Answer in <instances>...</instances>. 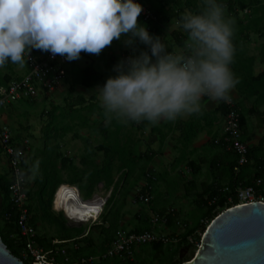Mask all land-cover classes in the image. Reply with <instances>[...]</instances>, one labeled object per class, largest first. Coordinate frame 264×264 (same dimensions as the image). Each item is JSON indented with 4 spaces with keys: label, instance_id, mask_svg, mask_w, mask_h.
<instances>
[{
    "label": "trees",
    "instance_id": "16d2710c",
    "mask_svg": "<svg viewBox=\"0 0 264 264\" xmlns=\"http://www.w3.org/2000/svg\"><path fill=\"white\" fill-rule=\"evenodd\" d=\"M226 8V15L230 14L237 16L236 9L238 8L241 12L247 8H256L258 6V0H221ZM141 5H145L148 11L151 13L154 20H143L138 18L146 24L148 31L157 35L160 32V27L165 25L172 20L177 21L184 13L192 12L198 13L201 11V0H138ZM264 15V13H263ZM235 19V18H234ZM236 20H238L236 18ZM234 29V34L232 38L233 45L237 43L236 33L240 26L232 24ZM174 39L176 45L179 47L186 48L187 34L186 33H174ZM241 58V57H240ZM234 54V60L231 64V70L235 74V77L239 81L235 86L236 91L240 96V101L237 102L231 99L235 109L239 113L240 128L242 131V142L244 139V130L247 129L248 117H254L260 126L264 129V112L259 111V107L264 106V69L257 75L252 71L253 59L243 57L240 59ZM242 62H240V61ZM75 61H71L74 64ZM0 79V86H6L10 81ZM105 78L99 71L95 70L94 64L90 63L83 69H81L77 75L75 82L82 89H93L103 86L105 83ZM92 101L86 104L85 100L78 96L75 99L68 100L66 104V109L69 114L81 113L87 111L92 115H97L99 119L98 125L95 130L102 136L103 142L96 147L87 143V155L81 157L82 164L86 167L81 174H78L75 166H73L70 159L64 157L60 152V147L55 145L48 150V147L43 149L41 159V166L39 168L38 177L34 180L35 191L30 190L28 179L31 177L32 169L31 164L27 162L22 166V175L26 183V195H27V212L29 217V225L36 230L37 226L41 224L42 226H47L54 229L55 235L53 237H47L45 235L38 236L36 234V245L45 253L49 251H56L54 255L53 264H80V260H88L95 257H100L106 252L110 246L112 240L115 237L116 232L121 229L120 217L118 213L111 215L108 218V214L104 215L101 219V224H95L88 229L83 227L71 228L67 227L66 219L59 213L55 215L52 211V202L54 195L59 186L64 183L60 175L61 171L66 172L71 169V175H74L76 180L70 181L71 184H75L80 191V198L82 200H88L94 194L96 187L101 184L103 189L110 191L107 204L110 206L114 200L115 191L117 190L119 184L121 186H126L129 178L134 173L137 166L142 162V176L146 180V184L141 187L138 192L136 200H139V194L148 193L152 194V188L156 185L158 178L155 175H150L146 173L147 166L153 163V159L156 155L154 152L148 150L144 153H140L138 156L133 154L128 147L130 143H133L132 134H124L123 124L120 120L116 118H109L104 109L100 107L96 98L92 97ZM251 102V107L247 110L242 108L243 103ZM32 103V102H31ZM227 106L223 101H220L219 107L214 111V113H206V119L215 122L216 117L224 118L227 114ZM61 109L54 108L48 114L49 121L48 124L43 128V137L46 142L57 141L60 133L66 132L68 130L63 129L62 131L56 127L55 123L58 121L56 114L62 115L64 118L66 115L65 111L60 113ZM76 116H74L75 118ZM80 117V115H79ZM72 117V120L74 119ZM76 119H79L76 117ZM82 119V118H81ZM80 120V119H79ZM82 121H84L82 119ZM146 122L141 123L145 126ZM130 127L136 126L135 122H127ZM111 126V128H109ZM189 127L185 135L180 137V143L185 149L189 147L192 141L196 138L198 132L201 128H198L196 123L190 121L186 127ZM223 138L218 137L209 140L208 144L212 147L218 148L221 151V156L214 158L213 161L209 163L208 172L212 177L211 184L204 186L201 191L197 190V186L193 181L187 182L183 185L184 197L192 198L196 209V218L193 221V225L189 227L181 236H178L179 242L174 245L173 250H169V246L172 244L163 245L161 243H153L148 246V249L143 250L144 246L138 248L137 252L133 250L130 256H123L122 258H112V259H99L98 263L92 261L88 264H180L181 262H187L194 256L197 246L200 244L201 237L199 234H203L211 221L221 214L226 209H229L237 205V198L235 191L238 188H246L251 186L255 179L264 180V168L262 158H260L259 151L262 149V143L257 147L248 149L247 159L248 163L241 168L237 166V156L232 151H227L225 145H223ZM17 138H13L15 141ZM163 139V137H162ZM217 140L219 143H215ZM17 141V140H16ZM15 141V142H16ZM21 141H18L20 143ZM48 151L50 153H48ZM29 154V151L27 155ZM102 155L101 163H98L96 158L97 155ZM186 156L185 153L182 156ZM91 157H95V162ZM183 157H179L177 162H183ZM43 160V162H42ZM183 160V161H182ZM57 162L60 163V168L57 169ZM185 162V161H184ZM188 168L193 178H196L200 174V165L198 162H188ZM235 168H238V173L235 172ZM61 170V171H60ZM119 174L117 181L114 180V175ZM84 182L86 188L81 187V183ZM9 169L0 174V238L4 245L7 247L8 251L19 259L23 264H32L31 259L24 260L22 254L25 252V239L20 235L17 226V216L18 211L12 205L9 199L8 188L10 186ZM29 189V190H28ZM227 190V191H226ZM260 196L264 199V192L260 193ZM138 198V199H137ZM231 201V203L228 202ZM140 201V200H139ZM148 204L152 205V201L149 200ZM159 217L165 219V224L167 228L174 229L176 227V214L175 212L161 210L155 213ZM107 216V217H106ZM152 216V215H151ZM147 213L139 212L136 214L135 220L136 227L130 232L139 234L142 232H152L151 217ZM92 229L98 231V236L101 239L100 243L96 246L92 238ZM86 234V235H85ZM85 235V236H84ZM175 236L170 235L173 239ZM193 238V243L188 242V238ZM56 240L58 242L72 241L73 245H53L52 242ZM75 246V247H74ZM65 250V255L60 253V250ZM139 252V253H138ZM184 252L191 253L187 260H179L180 254ZM144 257L141 261H138L136 255ZM146 254L149 255L148 259ZM68 258V262L65 259ZM148 262V263H147Z\"/></svg>",
    "mask_w": 264,
    "mask_h": 264
},
{
    "label": "clouds",
    "instance_id": "9594fccd",
    "mask_svg": "<svg viewBox=\"0 0 264 264\" xmlns=\"http://www.w3.org/2000/svg\"><path fill=\"white\" fill-rule=\"evenodd\" d=\"M142 11L136 0H0V68L24 67L34 49L71 62L117 41L133 54L95 92L109 118L156 124L199 113L204 97L228 102L239 81L231 70L234 29L221 0H201L200 12L175 21L187 34L180 54L138 21Z\"/></svg>",
    "mask_w": 264,
    "mask_h": 264
},
{
    "label": "rangeland",
    "instance_id": "374dc122",
    "mask_svg": "<svg viewBox=\"0 0 264 264\" xmlns=\"http://www.w3.org/2000/svg\"><path fill=\"white\" fill-rule=\"evenodd\" d=\"M237 15L242 17V19L248 17L247 13H243L238 11ZM235 16V15H233ZM232 24L235 23V25L242 26L240 24L239 20L233 19ZM243 25H246V21L242 22ZM144 24V23H143ZM237 30L241 31V28H238ZM264 31V29H263ZM264 33V32H263ZM169 37V36H166ZM251 39H255L253 35H250ZM163 40V39H162ZM251 41V40H250ZM260 42L264 43V37ZM116 45V50H121L126 49L131 51V49L126 48L121 42L114 41L113 42ZM166 44L167 48L174 49L178 51V46L174 43H172L170 46L167 45V41H164ZM252 43V42H250ZM249 43V44H250ZM245 47V45H243ZM144 46L141 45V49H143ZM108 49V48H107ZM126 50V51H127ZM247 51V55H243L241 58L239 56H236L240 59L243 57L246 58H251L253 59L254 66L255 68H258V70H262L264 68V62H261L260 60L264 59V50L260 52V48L254 46L253 44H250V46H246L244 48V51ZM111 50H107V52H110ZM172 51V50H171ZM105 52H102L100 55H94V54H85L82 53L80 59L75 60V70L70 76L65 75V83L67 82V89L66 92L63 93L62 95H58L56 93L60 86H58L56 89H54L51 93L48 94H42L44 96L42 98L39 97L32 103L25 105V110L24 113L22 114L21 117H17V122L19 123V133H15L13 138H17L15 141H21L23 139H27L29 141V154L27 155V162L31 164V177L28 179V184L30 187V190L33 192L35 191V187L33 185L35 178L38 177L39 173V168L41 166V162L39 161L42 156V151L45 148L48 147V150L50 148L54 147L55 145H58L60 147V152L66 156V158L70 159L73 166H75L76 171L78 174H81L82 171L86 169V167L82 164L81 157L84 155L86 156L88 151H87V143L88 141L91 146L96 147L101 142H103L102 136L98 131L95 130V127L98 125V122L101 120L98 118L97 115H92L87 111H83L82 114L79 112L76 115L72 114L67 116L69 112L65 110L66 104L68 100L75 99L78 96H81L86 104H88L91 100L92 97H96L95 92L98 88H93V89H82L76 82V75L77 73L84 68L87 64L90 62L94 63L95 66V61L99 64H103L102 57L106 59L107 55H104ZM104 55V56H103ZM115 60L116 63L115 65L119 62L120 56L115 55ZM63 59V57H62ZM240 61V60H239ZM67 60L64 59V69L66 72L67 69ZM98 65H96L97 67ZM113 67H110L111 70H113ZM100 69L101 67H97ZM103 70H101L103 74H105L106 78H109L110 76H114L116 73L114 72V75H110L111 73H104ZM69 83H71V86H69ZM64 84V83H63ZM65 85V84H64ZM55 95V96H54ZM102 107V106H101ZM251 107V103L248 102L247 104L243 103L242 108L247 110ZM54 108H59L61 109L60 113L62 114V111H65L64 114L66 115L64 118L62 115L59 116V113L56 114L58 121L55 123L56 127L60 129L61 131L63 129H66L68 131L66 132H61L58 140L55 141H48L46 142L43 137V128L48 124L49 117L48 114L50 111H53ZM259 111L264 112V106L259 107ZM80 115V117H79ZM76 116L79 119H76ZM72 117L74 118L72 120ZM84 121H82V119ZM122 122V121H121ZM248 125H249V131L251 134H253L251 137H248L250 140L253 138L257 137L255 134H258L257 132L260 130L258 129V123L254 117L249 116L248 117ZM123 123V122H122ZM171 121H169L167 124L170 125ZM16 127V128H18ZM111 128V126H109ZM161 132L163 134L168 133L169 131V126L166 125L162 128H160ZM263 136V130H261V133L259 136ZM132 139L133 143L129 145V149L133 151V154L138 156L141 152L142 149H144L145 144L141 142L143 139L144 143H154L157 141L156 136L152 135H146L145 137L142 134H132ZM144 137V138H143ZM253 137V138H252ZM262 139V138H261ZM153 140V141H152ZM140 141V142H136ZM168 140H166L167 142ZM217 141V140H215ZM247 144V143H246ZM254 145V144H253ZM248 146V145H247ZM250 146H248L249 148ZM157 149V148H155ZM158 151V150H156ZM153 151V152H156ZM48 153H50L48 151ZM159 157H155V160L153 163H150L147 166V171L146 173H149L150 175H155V178H158V181L156 182V185L153 186L152 188V194L150 195L151 197V203L152 205L148 204H142L139 200H136V197L138 195V192L141 190V187H143L146 184V180L142 176V162L137 166L135 169L134 173L132 176L129 178L128 183L126 186H121L119 184L117 190L115 191V196L114 200L112 202V205L107 204V200L110 195V191H106L103 189V185L99 184L96 189L94 190V194L92 197L88 200H83L82 202L85 203H97L99 209L101 210V205L105 206L104 210L102 212V215L99 219V221L95 224H101V219L104 215H107L108 212V218H111V215H114L115 213H118L120 217V224L119 227L121 226V229H119L118 232H131L135 227H136V222L133 220L135 218L136 214L139 212L147 213L150 216L156 215L155 213L161 210L165 211H174L176 216V227L174 229L167 228L166 226H163L162 224H158L157 226L152 227V232L157 235H166L169 239L170 235L173 234L175 237L181 236L189 227L193 225V221H195V218L197 216V212L195 209V205L193 203L192 198H185L182 193H183V184L185 181L190 180L192 175H189L188 169L182 168V169H175V171L171 170V167L167 165V160L164 159L163 154H159ZM264 157V156H263ZM90 159H93L95 162V157H91ZM98 163H101L102 161V155L99 154L97 155L96 158ZM43 162V160H42ZM6 163L3 159V155L0 153V171H4L6 168ZM60 163L57 162V169H59ZM61 171V170H60ZM71 169H69L66 172L61 171L60 177L64 180L67 181H72L76 180L74 175H71L70 172ZM179 171V173H178ZM179 174V176H176ZM191 174V173H190ZM185 177V178H184ZM119 178V174L114 175V180L117 181ZM197 190L201 191V189L204 186H207L208 184H211L212 182V177L209 175V172L207 169L204 167L201 168V173L196 177L193 178ZM81 187L86 188V185L84 182L81 183ZM29 190V189H28ZM77 191V190H76ZM78 192V191H77ZM79 194V193H78ZM79 196V195H78ZM138 199V198H137ZM106 203V204H105ZM101 204V205H99ZM53 207V205H52ZM52 211L55 215H58L59 213L55 211L52 208ZM62 215L66 219V225L67 227L71 228H79L83 227L86 229V233L88 232V229L95 225L92 221L88 223H78L76 221H73L71 219H68L63 213ZM151 216V217H152ZM107 217V216H106ZM36 234L38 236L45 235L47 237H53L55 235L54 229L47 227V226H42L39 224L37 226V229L35 230ZM86 235V234H85ZM117 235V232L115 234V237ZM56 236V235H55ZM92 238L94 241V244L97 246L101 239L98 236V231L92 229ZM173 246H169V250L174 249ZM148 246H144L143 250L148 249ZM138 249L135 250L137 252ZM197 251V250H196ZM139 253V252H138ZM136 255V258L138 261H141L144 259V257H140L139 255ZM196 253V252H195ZM191 253H183L182 259L185 261L187 258L190 256ZM144 256H147L144 254ZM149 255L147 256L148 259ZM96 263H98V257H95L94 260ZM148 263V262H147Z\"/></svg>",
    "mask_w": 264,
    "mask_h": 264
},
{
    "label": "built area",
    "instance_id": "2783aa9c",
    "mask_svg": "<svg viewBox=\"0 0 264 264\" xmlns=\"http://www.w3.org/2000/svg\"><path fill=\"white\" fill-rule=\"evenodd\" d=\"M136 2L139 3L138 0H136ZM138 18L145 21L154 20L145 6H143V11ZM25 60L27 61V73L21 78L9 82L6 86H0V110L17 103H31L35 101L39 95L51 93L60 86L65 79L66 72L64 63L62 62V57L59 55L53 56L50 53L34 49L30 52L29 56H27V54L25 55ZM224 103L228 108L225 116L223 145H225L224 147H226L227 151H232L236 154L238 158L237 166L241 168L248 163L247 153L249 148L246 143L242 142V131L240 128L238 111L235 109L231 100ZM215 143L219 142L215 141ZM0 151L6 158L9 169L11 183L8 188L9 199L18 211L17 226L21 237L25 239V252L22 254V257L24 260L31 259L32 264H53L54 255L57 252L49 251L45 253L36 245V231L29 225L28 221L29 217L26 208L27 191L25 188L26 183L22 175V166L27 159L29 141L23 139L20 143L15 142L9 128L1 123V115ZM238 168H235L236 173H238ZM262 192H264V180L257 178L252 182L251 186L246 188L240 187L235 191L238 202L235 206L248 205L253 202L264 203V199L260 196ZM150 199L151 197L148 193L144 195L139 194V200L143 203H148ZM228 202L231 203L230 200H228ZM102 212V209L100 212H97L96 220L92 221L93 223L99 221ZM170 212L173 211L171 210ZM151 223L153 226L165 224V219L159 217V215H154L152 216ZM199 236L201 237L202 234H199ZM73 242L74 240L64 242L55 240L52 244L73 245ZM178 242L179 239L177 236L173 239H169L166 235H157L153 232H142L139 234L117 232L116 237H114L106 252L98 257V260L130 256L133 250L153 243L176 245ZM188 242L192 244L193 238H188ZM60 253L65 255V250L61 249ZM94 260L95 258L88 260L82 259L79 263L88 264ZM65 262H68V258L65 259Z\"/></svg>",
    "mask_w": 264,
    "mask_h": 264
},
{
    "label": "crops",
    "instance_id": "0c3cea01",
    "mask_svg": "<svg viewBox=\"0 0 264 264\" xmlns=\"http://www.w3.org/2000/svg\"><path fill=\"white\" fill-rule=\"evenodd\" d=\"M238 11H240V10L237 8L236 13H238ZM243 13H247V15H249V16L244 18V19H242V17H240V15L239 16L238 15L233 16L232 14H230L229 16H227L231 21L234 18L235 19L237 18L239 20L240 24H242V26H240L241 31H239L235 34L238 42L235 43V47H234L235 53L234 54H236V56H239V57H242L243 55H247V51L246 50L244 51V48H246V46L248 48V46H250V44H253V47L254 46L259 47L260 52L264 50V43L260 42V40H262L264 37V33H263L264 32L263 31V29H264V15H263V13H264V0H258V6L256 8L253 7L252 10L250 8H247L246 10L243 11ZM244 21H246V25H243L242 22H244ZM139 22L142 24L144 23L142 21H139ZM177 32L180 34L183 33V31L176 26L175 20H172L171 22H169L165 25H162L160 27V32H158L156 36H159L161 39H163V42L167 41V45L169 44L168 46H170L172 43L176 44L175 39L173 38L174 37L173 34L174 33L176 34ZM250 35H253L255 39L249 38ZM166 36H169V37H166ZM250 42H252V43H250ZM243 45H245V47ZM107 50H111V51L107 52ZM123 50L124 49L116 50V45L114 43H112L111 46L106 47L104 50H102V52H105L104 55L105 56L107 55V57H106V59H104L102 57V60H103L102 65H99L95 61V66H94L95 70H97L101 73L102 72L101 70H103L105 68V70L103 71L104 73H111L110 75H114V72H113V70L110 69V67L114 66L116 63V60L114 58L115 55H118V57L120 56L119 61H121L122 59L133 54L132 50L131 51H129L127 49H126L127 51L126 50L123 51ZM139 50H141V45L138 47L137 53ZM171 50H172V52L180 54L182 52H185V47H179L178 46V51L168 47V51H171ZM260 61L264 62V59H262ZM62 62L64 63V58L62 59ZM240 62H242V61H240ZM66 63L68 64L67 69H66V73L68 76H70V74H72L75 70V63L71 64V62H69V61H67ZM90 63H93V62H90ZM89 64H87V65H89ZM96 65H98L101 68L98 69L97 68L98 66L96 67ZM262 70H258V68H255L254 62H253L252 71L254 72V74L257 75ZM26 73H27L26 64L24 67H20L17 64H13V63L9 62L4 67L0 68V79L5 78L4 80H8L10 78V81H13V80L21 78ZM102 75L104 76L105 80H107L105 74L102 73ZM64 81H65V79H64ZM64 81L62 82L60 88L56 92V93H58V95H60V94L62 95L63 93L66 92L68 81L66 83ZM69 86H71V83H69ZM229 95H230V100L234 99L237 102L240 101V96H239V94L235 88H233L230 91ZM41 96H42V94L39 95V97H41ZM43 97L44 96H42V98ZM95 98L101 107V103L99 102L97 97H95ZM28 104H30V103H17L14 105H9L6 108L0 110L1 123L9 128V130L12 134V137L14 136L15 133L16 134L19 133L18 131H16V130H19V127H18L19 123L16 121L17 120L16 116L21 117L22 114L24 113L25 105H28ZM219 104H220V101L211 100L207 97H204L201 100V110L199 113H196V114H193L191 116L184 117V118H178L175 121H171L170 125L167 124L169 122L167 120H161L160 122H158L156 124L146 122L145 126L141 122H139V123L135 122L136 126L133 125L132 127H130L127 122H123V123L121 122L123 124L122 131L124 134H137L138 133V134H142L144 137L146 135L156 136L157 141L152 143V144L144 143L143 139L141 140V142L143 143V145L145 144V146H144V149H142L140 153L142 154L148 150H150L152 152L158 150V151L154 152L156 155L155 157L156 158L159 157L160 156L159 154L162 153L164 159L167 160L166 161L167 165L171 167V170L174 169L173 171H175V169L177 170V169L186 168V169H188L189 175L191 176L192 174H190V170L188 168L189 166L187 164L188 162L189 163L194 162V161L198 162L200 165V168L204 167L208 171L209 163L211 161H213L214 158L221 156L222 152L219 151L218 148L210 146L208 144V142H209V140H211L213 138L217 139L218 137H222L224 135L225 119L220 118V116H217L215 122L212 123V121L209 119H206L207 117L205 116L206 113L207 114L208 113H214V111L219 107ZM261 107H263V106H261ZM101 108H103V107H101ZM261 112H263V111H261ZM190 121L195 122L197 127L201 128V130L198 132L196 138L192 141L191 145L185 149V147H183L180 143V137H183V134L185 135L186 132H187V135L189 134L188 130H190V128L188 126L186 127V125ZM257 123H258V121H257ZM166 125L169 126V131H168V133L163 134L161 132L160 128H162ZM257 125H258V129H260L257 132L258 134H255V136H257V137H255V138L252 137L253 139L250 140L248 137H251L253 134H251V132L249 131V129H248L249 125L247 123V129L244 130V135H245L244 139H245V142L247 143V145L250 146V148L257 147L260 143H262V149H261V151H259L260 152L259 155H260V158H262V161L264 162V157H263L264 156V129H263V127L260 126V123H258ZM16 127H18V128H16ZM261 130H263V136H261V135L259 136V134L261 133ZM162 137H163V139H162ZM166 140H168V141L166 142ZM136 142H140V141H136ZM155 148H157V149H155ZM0 153H1V151H0ZM183 153H185L186 156H184V155L182 156ZM1 155H2V153H1ZM155 157L153 159H155ZM179 157H183L182 159L185 162L182 160L183 162L178 163L177 159ZM3 159L6 163V165H5L6 168L3 172L0 171V174H3L4 172H6L8 170L7 160L4 157V155H3ZM262 166L264 168V164ZM200 171H201V169H200ZM178 173H179V171H178ZM176 176H179V174H177ZM62 181H64V183H62L59 187L74 188L75 190L78 191L79 198H80V191L76 187L75 184H71L70 181H67L64 179H62ZM191 181H193L194 184L196 185V183H195L194 179H192V177L190 178V180L185 181L184 184L187 182H191ZM182 195H184V190H183ZM80 200L83 201L81 198H80ZM52 205H53V202H52ZM99 205H101V204H99Z\"/></svg>",
    "mask_w": 264,
    "mask_h": 264
},
{
    "label": "water",
    "instance_id": "95a60500",
    "mask_svg": "<svg viewBox=\"0 0 264 264\" xmlns=\"http://www.w3.org/2000/svg\"><path fill=\"white\" fill-rule=\"evenodd\" d=\"M0 264H23L11 255L1 238ZM180 264H264V203L223 211L202 234L192 259Z\"/></svg>",
    "mask_w": 264,
    "mask_h": 264
},
{
    "label": "bare ground",
    "instance_id": "6f19581e",
    "mask_svg": "<svg viewBox=\"0 0 264 264\" xmlns=\"http://www.w3.org/2000/svg\"><path fill=\"white\" fill-rule=\"evenodd\" d=\"M78 195L74 188L63 187L57 189L53 199V209L62 212L68 219L78 223H88L96 220V214L100 212L98 204L82 202Z\"/></svg>",
    "mask_w": 264,
    "mask_h": 264
},
{
    "label": "flooded vegetation",
    "instance_id": "af4514ba",
    "mask_svg": "<svg viewBox=\"0 0 264 264\" xmlns=\"http://www.w3.org/2000/svg\"><path fill=\"white\" fill-rule=\"evenodd\" d=\"M184 253H186V252H184ZM180 256L183 257V254H180ZM182 260H183V259H182Z\"/></svg>",
    "mask_w": 264,
    "mask_h": 264
}]
</instances>
